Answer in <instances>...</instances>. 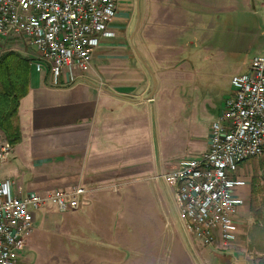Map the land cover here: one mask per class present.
Wrapping results in <instances>:
<instances>
[{"label": "crops", "instance_id": "crops-1", "mask_svg": "<svg viewBox=\"0 0 264 264\" xmlns=\"http://www.w3.org/2000/svg\"><path fill=\"white\" fill-rule=\"evenodd\" d=\"M206 2L117 0L112 35L100 38L89 70L73 79L66 72L59 85L45 64L35 69V48L17 37L1 38L11 45L6 50L30 59L31 71L17 110L20 140L0 160V179L13 182L15 196L73 184L89 190L78 210L58 217L51 205L35 211L19 264H175L177 258L191 264L193 236L183 233L158 176L206 151L211 123L222 110L204 112L188 137L174 138L180 128L171 126L175 97L168 89L183 75L173 74L183 55L192 58L191 66L202 58L194 43ZM213 4L227 14L239 5L254 13L260 8L264 20V0ZM6 142L0 131V145ZM250 160L235 172L245 181L233 192L243 200L236 241L226 249L206 247L215 254L202 251V264H264V254L249 252L251 206L258 198ZM67 245L72 256L64 252Z\"/></svg>", "mask_w": 264, "mask_h": 264}, {"label": "built area", "instance_id": "built-area-1", "mask_svg": "<svg viewBox=\"0 0 264 264\" xmlns=\"http://www.w3.org/2000/svg\"><path fill=\"white\" fill-rule=\"evenodd\" d=\"M116 13L117 0H0V39L17 37L35 48V69L45 64L52 84L59 85L66 72L73 79L89 70L100 38L112 35L109 25ZM230 83L211 123L206 151L179 160L158 176L183 233L217 249L237 238L243 200L233 192L245 185L235 176L238 166L264 156V50ZM10 146L0 145V160ZM12 184L0 179V264H19L25 239L35 227V211L50 205L60 212L78 210L89 191L73 184L15 196Z\"/></svg>", "mask_w": 264, "mask_h": 264}, {"label": "rangeland", "instance_id": "rangeland-1", "mask_svg": "<svg viewBox=\"0 0 264 264\" xmlns=\"http://www.w3.org/2000/svg\"><path fill=\"white\" fill-rule=\"evenodd\" d=\"M206 3L208 6L204 8L201 38L194 43L196 47L200 46L202 58L195 59L191 66L187 61L192 58L183 55L182 61L174 65L173 72L174 75H183L173 79L168 89L175 97L171 126L180 128V133L175 134L174 138H179L183 132L188 137L191 126L203 122L204 112L213 115L221 110L223 99L231 91V78L244 72L250 60L264 50V20L260 8L254 13L239 5L237 10L227 14L219 6H214L213 0H207ZM10 46L7 41L0 39V52ZM251 162L258 198L251 206L253 223L249 228V252L255 256L257 253L264 254V157ZM55 210L53 216H60V211ZM188 238L194 244L190 249L191 264H202L199 254L208 246L193 237ZM66 249L72 256L73 251L68 245L64 247V252ZM206 252L214 253L209 249ZM210 258L212 260V255ZM177 260L175 264H181L180 258Z\"/></svg>", "mask_w": 264, "mask_h": 264}, {"label": "trees", "instance_id": "trees-1", "mask_svg": "<svg viewBox=\"0 0 264 264\" xmlns=\"http://www.w3.org/2000/svg\"><path fill=\"white\" fill-rule=\"evenodd\" d=\"M30 71V59L19 52L0 54V131L11 146L20 140L17 110L28 91Z\"/></svg>", "mask_w": 264, "mask_h": 264}, {"label": "water", "instance_id": "water-1", "mask_svg": "<svg viewBox=\"0 0 264 264\" xmlns=\"http://www.w3.org/2000/svg\"><path fill=\"white\" fill-rule=\"evenodd\" d=\"M153 82H154V86H155L156 85L155 78L153 79Z\"/></svg>", "mask_w": 264, "mask_h": 264}]
</instances>
